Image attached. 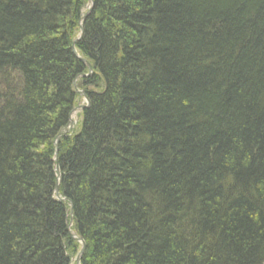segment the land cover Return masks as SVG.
I'll use <instances>...</instances> for the list:
<instances>
[{"label": "trees", "instance_id": "obj_1", "mask_svg": "<svg viewBox=\"0 0 264 264\" xmlns=\"http://www.w3.org/2000/svg\"><path fill=\"white\" fill-rule=\"evenodd\" d=\"M92 1L55 159L87 1L0 0V264H263L264 0Z\"/></svg>", "mask_w": 264, "mask_h": 264}, {"label": "bare ground", "instance_id": "obj_2", "mask_svg": "<svg viewBox=\"0 0 264 264\" xmlns=\"http://www.w3.org/2000/svg\"><path fill=\"white\" fill-rule=\"evenodd\" d=\"M86 1H87L86 6H88L89 5V1L88 0H86ZM86 6L82 10V14H81L80 19H79V24H80V21L82 23V21L84 20V19L81 20V18L84 15V13H86V11H87ZM78 28H79V31H80V26ZM81 31H82V27H81ZM70 51H71V54L73 55V57L76 60H78V62L82 66H84L86 68V70H85L84 73H81V74L75 76L72 79V81H71V87H70V90H68V92L73 97V105H74V107L71 110V113L69 115V121H68V125H67L68 127L66 128V130H68V128H69L70 125H73L74 124L75 116L74 115L72 116L73 112L75 113V110L77 108H81L79 110H83V109H86V108L89 107V104H90V100H89V89H91V88H90V85H89L87 79L92 76V66H91L92 63L89 60H87V59L79 56V54L76 51L74 41H73V43L70 46ZM88 67L90 68V70L88 69ZM72 97H71V100H72ZM63 135H65V134L63 133ZM68 216H69L70 220H69L68 224L66 225V230H67V232L69 234V237L79 245V251H80V249L82 247L81 246V243L78 242L75 238H79L82 241H83V239L81 237L77 236V234L75 232L71 231V217H72V212H71V215H70V212H69ZM67 227H69V229ZM83 243H84V241H83ZM84 246H85V243H84ZM83 253H84V251H83ZM75 257L72 259L71 264H75ZM80 259H81V257H80ZM79 264H80V260H79Z\"/></svg>", "mask_w": 264, "mask_h": 264}, {"label": "water", "instance_id": "obj_3", "mask_svg": "<svg viewBox=\"0 0 264 264\" xmlns=\"http://www.w3.org/2000/svg\"><path fill=\"white\" fill-rule=\"evenodd\" d=\"M89 1V5H88V8H87V11H86V13L82 16V18H81V20H83V19H85V17L91 12V10H92V7H93V2H92V0H88ZM80 33H81V21H80ZM80 39V36L77 38V40H79ZM76 40V41H77ZM88 69L90 70V68L88 67ZM79 109H81V108H77L76 110H75V112L77 111V110H79ZM74 113V112H73ZM68 130H69V128H68ZM64 134H65V132H63ZM63 133L62 132H60L58 135H57V137L55 138V140H54V142H53V144H54V147H55V158H56V156H57V144L59 143V140H60V138L63 136ZM54 172H55V177H56V183H55V186H54V190H53V195H54V197L58 200V201H64V199L63 198H61L60 197V195H59V191H58V187H59V170H58V167L57 166H55L54 167ZM71 206V205H70ZM71 212H72V210L70 209V215H71ZM70 226V225H69ZM68 229H69V227H67ZM78 242H80L81 243V249H80V251L78 252V254H77V256L75 257V264H79V260H80V257H81V255L83 254V251H84V249H85V246H84V243H83V241L81 240V239H79V238H75Z\"/></svg>", "mask_w": 264, "mask_h": 264}, {"label": "rangeland", "instance_id": "obj_4", "mask_svg": "<svg viewBox=\"0 0 264 264\" xmlns=\"http://www.w3.org/2000/svg\"><path fill=\"white\" fill-rule=\"evenodd\" d=\"M86 8H88V6H86ZM85 14V13H84ZM78 25L80 26V24L78 23ZM81 27H82V24H81ZM81 37V33H79L78 34V36L77 37ZM77 38L74 40V43H76L77 41ZM78 113H79V110H77L75 113H73L72 114V116L74 115L75 116V120H74V124L73 125H70L69 126V130H65L64 132L67 134L68 133V131H73L74 129H76V126H77V123H78V117H77V115H78ZM63 133V132H62ZM56 138V137H55ZM55 140V139H54ZM54 142V141H53ZM59 144V143H58ZM58 144H57V154H58ZM54 145V144H53ZM54 156H55V147H54ZM57 157V156H56ZM56 159V158H55ZM55 186V185H54ZM264 264V263H263Z\"/></svg>", "mask_w": 264, "mask_h": 264}]
</instances>
